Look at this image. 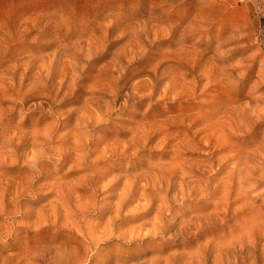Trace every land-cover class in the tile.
I'll return each mask as SVG.
<instances>
[{
  "label": "rangeland",
  "instance_id": "374dc122",
  "mask_svg": "<svg viewBox=\"0 0 264 264\" xmlns=\"http://www.w3.org/2000/svg\"><path fill=\"white\" fill-rule=\"evenodd\" d=\"M236 166L229 211L182 234ZM0 234L11 264H220L241 238L258 258L264 0H0Z\"/></svg>",
  "mask_w": 264,
  "mask_h": 264
},
{
  "label": "bare ground",
  "instance_id": "6f19581e",
  "mask_svg": "<svg viewBox=\"0 0 264 264\" xmlns=\"http://www.w3.org/2000/svg\"><path fill=\"white\" fill-rule=\"evenodd\" d=\"M210 115V114H209ZM206 116V122L207 125L205 126V132L207 133V136L209 135H213V131L215 132L217 129H221L222 127H225L224 129L226 130V126H224V123L221 122L220 119H218L217 121L215 117L217 116ZM228 119V118H227ZM230 120V119H229ZM230 124V123H229ZM229 127V126H228ZM231 127V126H230ZM213 130V131H212ZM224 130V131H225ZM199 132V131H198ZM205 133V134H206ZM196 136V135H195ZM223 132L222 133H217V138L213 139V142H215L216 144H206L207 147H212L213 148V152L210 154V156H213L216 158V162H224V160H227V158H229L228 156L225 157V155H223L222 157H216L219 154H221L222 152L224 153L227 149V145L226 144H222L224 143L223 141ZM213 137V136H212ZM197 142V141H196ZM201 145V144H200ZM168 146V145H167ZM177 147V145L175 146ZM174 147V148H175ZM179 147V146H178ZM222 153V154H223ZM225 154V153H224ZM180 156V155H179ZM179 161V159H178ZM171 166V165H170ZM167 167V166H165ZM164 167V168H165ZM210 168L211 165H210ZM214 168V167H213ZM163 169V168H162ZM177 170H180L181 172H184V167L182 164L180 163H176L175 166L173 168H169V169H165V173L168 174H172L173 172H177ZM175 172V173H176ZM202 172V171H201ZM181 174V173H180ZM195 174V173H194ZM193 175V174H192ZM191 175V176H192ZM187 176V175H186ZM176 177V176H175ZM242 177V172L239 170V168L236 166L234 168H232L229 172L226 173V176L220 180L217 185H216V189H215V195L218 197V206L215 208V211L212 213H208V214H202L199 215L198 217H194L191 218L189 220V224L187 226H185V228H182L181 233L186 235L188 233V231H190L192 228L197 229L198 231H200L205 223L210 222L211 220L214 221L213 219H218L220 217L223 216L224 213L222 212H227L229 211V209L231 208V205L229 204V201L234 193V187H235V179L236 178H241ZM179 178V177H178ZM184 178V177H183ZM189 178V177H188ZM183 180V179H182ZM185 180V179H184ZM196 180V179H194ZM194 180L193 183H194ZM157 181V180H156ZM180 181V179H179ZM169 182V180H168ZM175 182V181H174ZM208 183V182H207ZM162 184V182L160 183ZM208 185V184H207ZM210 185V184H209ZM163 186V184H162ZM180 188L178 189L179 194H184L186 191L188 192L189 195H193V194H201L202 190L201 188H197V187H190L188 185V183H185L184 181H181L179 183ZM245 186V184L242 182L240 183L239 189H243ZM166 187V186H165ZM175 184L173 182H171V185L167 184V188H166V192L169 193L171 191V189H174ZM200 190V191H199ZM26 193V192H25ZM24 194V193H23ZM237 196V195H236ZM16 197V196H15ZM235 198V197H234ZM232 200V199H231ZM10 202V200H9ZM187 202V201H186ZM8 203V202H7ZM3 204V203H2ZM11 205V203H9ZM6 205V204H5ZM87 205H90L87 204ZM86 205V207H87ZM166 205V203H165ZM164 205V206H165ZM7 206V205H6ZM174 206V204H173ZM172 207V206H171ZM242 207H239L235 210V214H237V212H239V209H241ZM225 210V211H222ZM164 211V207H160L158 208V216H160ZM200 214V213H199ZM211 221V222H212ZM245 225V224H244ZM74 228V227H73ZM92 231V230H91ZM94 231V229H93ZM1 235V234H0ZM3 235V234H2ZM95 235V234H94ZM155 235V234H154ZM239 235V234H238ZM6 236V235H5ZM108 236V235H107ZM106 236V237H107ZM100 237V236H99ZM4 238V237H3ZM97 239V238H96ZM240 239V238H239ZM90 241V240H89ZM121 241V240H120ZM143 241V240H142ZM94 242V241H92ZM91 243V242H90ZM11 244V243H10ZM106 244V243H105ZM104 244V245H105ZM151 245V244H150ZM13 246V244H12ZM46 246V245H45ZM91 246V245H90ZM17 247V246H16ZM50 247V246H49ZM92 247V246H91ZM15 248V247H14ZM230 248V249H229ZM42 249V248H41ZM71 249V248H70ZM97 249V248H96ZM216 251L218 252V257L220 258V264H264V252L260 253V256L254 257V255L251 253L250 249L247 248L246 246V242L245 240H243L241 238V241L237 242V241H233L232 244L230 246L224 247V246H218L216 247ZM233 249V250H232ZM241 250L242 254L244 255L243 257L239 258L236 256L237 254V250ZM248 249V250H247ZM46 250V249H45ZM93 250V249H92ZM246 250V253H245ZM44 251V250H43ZM47 251V250H46ZM63 251V250H62ZM61 251V252H62ZM80 251V250H79ZM86 252V251H85ZM200 252V251H198ZM205 252V251H204ZM239 252V251H238ZM40 253V252H38ZM43 253V252H42ZM46 253V252H45ZM60 253V252H59ZM64 253V252H62ZM66 253V252H65ZM11 254V253H10ZM18 254V253H16ZM21 254V253H20ZM200 254V253H199ZM206 254V253H205ZM84 255V254H83ZM204 255V254H203ZM15 256V255H14ZM20 256V255H18ZM26 256V255H24ZM42 256V255H41ZM198 256V255H197ZM225 257V258H224ZM28 258V257H27ZM34 258V257H33ZM40 258V257H39ZM70 256H67V261L70 262L72 259H70ZM218 258V259H219ZM36 259V257H35ZM79 259V260H78ZM152 259V258H151ZM196 259V258H195ZM177 260V259H176ZM38 261V260H37ZM44 262V260H42ZM64 260L60 259V262L62 263ZM66 261V263H67ZM74 264H82L83 263V258L82 261L80 260V258H75V260H72V262ZM85 262V261H84ZM1 264H11L10 262L8 263V259H4L0 261ZM22 263V262H21ZM39 263L41 264V262L39 261ZM64 263V262H63ZM200 263V262H199ZM25 264V263H23ZM30 264V263H29ZM44 264V263H43ZM145 264H176V262L173 263V261L171 262V260H167L166 262L162 261L160 258H155L153 259L151 262L145 263ZM216 264V262H215Z\"/></svg>",
  "mask_w": 264,
  "mask_h": 264
}]
</instances>
